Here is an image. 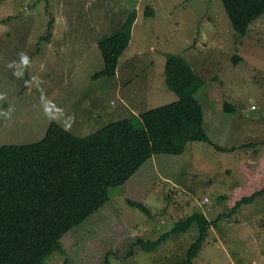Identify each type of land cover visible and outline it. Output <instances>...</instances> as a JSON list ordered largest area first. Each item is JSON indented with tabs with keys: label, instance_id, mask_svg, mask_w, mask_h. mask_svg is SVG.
Returning <instances> with one entry per match:
<instances>
[{
	"label": "rangeland",
	"instance_id": "obj_1",
	"mask_svg": "<svg viewBox=\"0 0 264 264\" xmlns=\"http://www.w3.org/2000/svg\"><path fill=\"white\" fill-rule=\"evenodd\" d=\"M148 6L155 16L146 17ZM135 10L132 46L120 58L118 74L93 79L104 67L98 40L118 31ZM52 19L53 36L42 40ZM21 53L28 67L20 63ZM168 54L187 59L204 80L196 98L211 139L237 149L222 152L194 142L183 155L154 156L134 179L111 189L110 201L62 239L66 254L55 252L46 264H177L199 235L196 225L171 235L155 252L142 251L137 242L158 240L201 212L221 219L195 264H264V197L232 217H225L218 199L246 183L240 163L264 157V15L243 39L222 0H0V146L37 143L52 122L87 137L125 116L129 105L140 114L176 101L165 82ZM215 77L234 112H224L212 96ZM139 114L133 118L141 126Z\"/></svg>",
	"mask_w": 264,
	"mask_h": 264
},
{
	"label": "trees",
	"instance_id": "obj_2",
	"mask_svg": "<svg viewBox=\"0 0 264 264\" xmlns=\"http://www.w3.org/2000/svg\"><path fill=\"white\" fill-rule=\"evenodd\" d=\"M222 1L233 28L243 39L250 25L264 15V0ZM154 15L148 7L146 16ZM137 17V10L131 12L118 31L98 40L104 67L93 79L117 74ZM53 24L55 19L42 40L51 39ZM240 59L237 56L234 61ZM165 82L178 99L141 112V126L131 116L78 137L52 122L44 139L37 143L0 146V264H46L55 252L66 254L62 242L65 235L101 210L110 201L111 189L124 186L154 156L182 155L193 142L214 145L204 126L203 106L196 98L204 85L201 75L187 59L168 54ZM24 83L28 84L26 79ZM212 84V96L221 109L234 112L236 108L226 100L219 77L213 78ZM214 146L222 152L237 149ZM240 167L246 183L218 197L225 203V217L264 197V157L257 164ZM128 203L151 215L144 204ZM219 219L211 221L202 212L195 213L176 222L158 240L137 243L142 251L155 252L171 235L186 234L196 225L199 235L187 258L177 263L195 264L210 228L217 227Z\"/></svg>",
	"mask_w": 264,
	"mask_h": 264
},
{
	"label": "crops",
	"instance_id": "obj_3",
	"mask_svg": "<svg viewBox=\"0 0 264 264\" xmlns=\"http://www.w3.org/2000/svg\"><path fill=\"white\" fill-rule=\"evenodd\" d=\"M131 13V12H130ZM129 13V14H130ZM128 14V15H129ZM127 15V16H128ZM127 18V17H126ZM138 19H139V16H138ZM138 19H137V21H136V23H135V25H134V27L137 25V23H138ZM133 32H134V28H133ZM131 46H132V42H131V44H130V46L128 47V49L125 51V53H127L128 51H129V49L131 48ZM124 53V54H125ZM124 54H123V56H124ZM123 56H122V58H123ZM245 57L242 55L241 56V59H244ZM165 64H166V61H165ZM119 65H120V61H119ZM117 74H118V71H117ZM137 109L135 108V105L133 104L132 106H128V108H126V115L125 116H123L122 118H120V119H125V118H129V117H131V116H138V114L139 113H137ZM119 119V120H120ZM204 119H205V121H204V126H205V129H206V131H207V133H208V135L210 136V138H211V133H210V131H209V129H208V126H209V120H208V117L206 116V113H205V111H204ZM215 119H216V117H215ZM81 125H82V122H81ZM213 141V140H212ZM214 142V141H213ZM189 146V145H188ZM250 159V158H249ZM251 160V159H250ZM253 162H255V160L253 161ZM153 164V163H152ZM154 172V165L152 166V167H149V168H147L146 170H145V172L144 173H142L141 174V176L139 177V182L141 181V180H146V178H147V176L148 175H150L151 173H153ZM155 176H157V177H159L160 178V175L158 176L156 173H155ZM136 176H134V178H135ZM134 178H132V179H134ZM243 180H245V178L242 176V181ZM130 181V180H129ZM128 181V182H129ZM127 182V183H128ZM227 194V193H226Z\"/></svg>",
	"mask_w": 264,
	"mask_h": 264
},
{
	"label": "clouds",
	"instance_id": "obj_4",
	"mask_svg": "<svg viewBox=\"0 0 264 264\" xmlns=\"http://www.w3.org/2000/svg\"><path fill=\"white\" fill-rule=\"evenodd\" d=\"M148 7H151V6H148ZM147 7V8H148ZM152 8V7H151ZM153 9V8H152ZM154 10V9H153ZM137 12H138V10H137ZM154 12H155V10H154ZM155 15H156V12H155ZM154 15V16H155ZM138 16H139V12H138ZM147 17V16H146ZM128 18V17H127ZM137 19H138V17H137ZM126 21V20H125ZM124 21V22H125ZM137 21V20H136ZM123 22V23H124ZM136 23V22H135ZM123 25V24H122ZM135 25V24H134ZM122 27V26H121ZM133 28H134V26H133ZM132 39H133V29H132ZM131 42H132V40H131ZM131 44V43H130ZM130 46V45H129ZM128 49V48H127ZM126 49V50H127ZM125 53V52H124ZM123 56V55H122ZM240 58H241V56H240ZM166 61H167V59H166ZM20 63L21 64H23L25 67H28L29 65H30V60H29V58L27 57V55L26 54H24V53H21L20 54ZM166 66V65H165ZM14 75H16V73H14ZM2 99H4V95H0V100H2ZM253 107V106H252ZM12 110H14V109H12ZM7 119H10V116H8V117H6ZM126 119V118H125ZM204 121H205V119H204ZM58 124H60V125H62L63 127H65V128H67L65 125H63V124H61V123H59V122H57ZM65 130H67V129H65ZM210 137V136H209ZM212 140V139H211ZM213 142V141H212ZM194 143V142H193ZM214 143V142H213ZM214 145H217V144H215L214 143ZM219 146V145H218ZM222 147V146H221ZM188 148V147H187ZM226 148V147H225ZM187 150V149H186ZM186 152V151H185ZM183 155V154H182ZM151 160V159H150ZM242 163H240L239 165H241ZM246 166H248V165H250L249 163H246L245 164ZM152 174V173H151ZM242 174V176L243 177H245V178H247L246 177V175L245 174H243V173H241ZM135 176V175H134ZM133 176V177H134ZM132 177V178H133ZM157 177V176H156ZM228 194V193H227ZM223 195V194H222ZM219 197V196H218ZM206 200V202H208L209 201V199H205ZM204 214V213H203Z\"/></svg>",
	"mask_w": 264,
	"mask_h": 264
}]
</instances>
